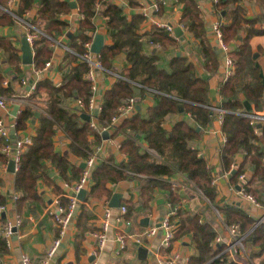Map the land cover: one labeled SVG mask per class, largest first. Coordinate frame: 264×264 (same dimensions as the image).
I'll return each mask as SVG.
<instances>
[{
	"label": "trees",
	"instance_id": "obj_1",
	"mask_svg": "<svg viewBox=\"0 0 264 264\" xmlns=\"http://www.w3.org/2000/svg\"><path fill=\"white\" fill-rule=\"evenodd\" d=\"M182 4L180 22L192 37V43L201 57V67L210 75L217 72L219 53L210 42L207 30L199 8V0H178ZM239 0H219L216 4L218 16L221 21L220 29L225 42L235 39L236 46L230 55L234 61V71L220 82L219 93L221 102L215 106L224 110L221 131L226 141L219 150L220 169L228 173L231 186L238 185V175L247 170L250 175L247 179L245 190L255 194L258 190L251 184L261 182L264 184V123L252 126L249 119L242 115L244 111L238 94L253 103L257 108L261 102L263 85L258 75V67L253 59L249 39L264 29L249 28L244 36L239 34L241 25L234 15L227 21L231 12L237 11L239 6H233ZM68 0H16L13 13L24 18V13L35 7L34 16L30 17L31 23L45 35L55 38L65 33L64 43L73 51L65 52L58 69L61 73V84L56 86L48 78L39 79L33 91L27 96L33 100L34 105L25 104L14 118V130L24 129L29 120L35 118L38 112V126L31 136V143L22 151L18 169L14 175V187L21 195L16 199L14 207L17 211L25 202L38 199L36 189L37 179L42 178L45 183L52 186L54 192L61 193L60 187L50 176L49 168L54 169L59 177L67 182L79 179L82 168L78 163H71L67 157L54 151L53 136L56 131L62 130L69 138V150L80 160L86 159L93 151V145L98 144L101 136L94 133L89 123L80 117L79 113L67 107L66 100L71 97H81L87 100L90 96V82L84 78L88 69L86 62L79 56L85 53V42H91L95 35L94 18L100 17L104 21L108 39L101 51L96 54L102 66L119 75L105 90L99 119L108 121L117 112V108L126 99L134 97L136 102L141 101L145 94L154 97V104L147 107L144 114L136 112L130 117L123 118L113 131L123 133L124 137L119 142V149L126 158L114 165L111 159L95 163L90 170L92 184L84 201L78 204V212L74 220L77 228L74 244L77 246L83 240L86 231L91 230L90 219L93 217L91 210L86 206L92 198H110L111 192L107 188L109 177L123 179L135 176L140 180V196L136 203L122 201L126 205L125 220H131L136 205H142L145 210L150 209L149 202L153 199V188L163 176L174 172H181L192 182L194 188L200 189L220 213L224 222H238L241 228L248 232L245 245H260L259 253L264 250V222L254 226L255 220L246 208L241 205L213 204L215 187L212 184L211 169L207 159L196 147L201 138L202 129L213 122L216 112L211 108L214 104L210 91L208 78L199 75L195 63L188 55L176 49L175 35L152 27L149 31L139 32L143 20L140 12L131 15L124 11V6L114 0H75L76 8L80 15L78 25L74 31H68L70 23L60 17L68 14L72 6ZM128 6L136 7L138 3L127 0ZM224 11V14L222 12ZM222 16V17H221ZM244 20V19H243ZM245 21V20H244ZM246 22H251L247 20ZM17 23L8 11V0H0V26ZM41 37L33 45V69H40L52 56L50 38ZM190 52L191 48L188 47ZM19 49L15 47L12 39L0 35V62L12 66L18 75L16 81L19 91L25 90L20 79L31 78L29 69L19 67ZM123 53L127 67L115 69L114 59ZM0 64V95L16 94L10 86H4V68ZM251 77V81L245 78ZM15 103V102H14ZM190 112L193 121L190 123L184 116ZM171 121L170 129L163 124ZM197 127H200L197 130ZM255 130L260 131L258 135ZM94 137V141L89 139ZM262 140V145L256 141ZM142 141L145 142L143 146ZM5 142L0 138V162L7 160V155L2 147ZM153 149L156 154L147 150ZM245 151L243 160L239 165L231 168L234 155ZM49 162L50 165L46 164ZM231 168V169H230ZM0 179V185H2ZM192 197H196L192 194ZM5 197L0 192V204L5 203ZM176 197L170 200L173 205ZM62 206H67L68 199L60 197ZM204 210L208 209L203 206ZM202 211V210H201ZM180 226L175 237L189 234L194 251L188 258L187 264H207L223 247L213 249L211 242L215 236V229L208 219L201 221L200 208L190 212L178 211ZM6 244L0 236V255L5 251ZM248 253L251 257L252 252ZM254 255V254H253ZM55 258V257H54ZM243 258V257H242ZM238 259V260H237ZM240 255L231 259L223 253L213 259L209 264H241ZM257 264H264V260Z\"/></svg>",
	"mask_w": 264,
	"mask_h": 264
},
{
	"label": "crops",
	"instance_id": "obj_2",
	"mask_svg": "<svg viewBox=\"0 0 264 264\" xmlns=\"http://www.w3.org/2000/svg\"><path fill=\"white\" fill-rule=\"evenodd\" d=\"M72 1V0H68ZM117 3H120L124 6V11L131 15L135 12H140V8L146 4L147 0H134L138 3L136 7H131L126 4L127 0H114ZM239 6L237 11H233L230 13L229 18L227 21H230L234 15L237 16V20L242 26L239 34L244 36L246 31L249 28L255 29H264V0H239L235 2L233 6ZM76 8V7H75ZM72 8L71 11L66 14L63 18L64 20L70 23V26L77 27L78 23H76V19H74L75 11ZM199 8L201 11V16L204 20V24L207 30V36L210 39V42L216 46V36L212 32V26L216 21H225L224 19L220 18L217 13L212 10V7L208 0H199ZM165 10V11H164ZM160 16L163 17L166 21H170L171 23H178L181 17V9L179 6L169 5L164 9ZM36 8L33 7L29 10L30 17L34 16ZM141 13V12H140ZM224 14V11L222 12ZM222 17V16H221ZM245 21H244V20ZM247 20L254 21L246 22ZM95 23V33H102L104 35V42L107 43L110 40L108 39L105 31L104 21L96 16L94 18ZM151 28L145 22L141 21L138 31L139 32H146L149 31ZM0 35L8 37L12 39L13 44L15 47L19 49V57L20 63L19 67L23 68L24 64L21 62V26L17 23L11 25L0 26ZM183 40L176 39L177 45L176 49L178 52L182 54H186L189 58L195 63L197 71L200 76L203 78H208L209 83V91L211 95V99L213 101L212 107L215 108V103L221 102L222 97L219 93V85L220 82L224 80L225 75V66L224 60L222 55L219 53V62L220 65L218 66L217 72L215 74L210 75L207 71H205L201 67V57L198 54L197 50L192 43V37L184 33ZM230 46H236L235 39L229 41ZM249 45L251 48L254 59L255 65L258 67V75L260 77V81L263 85V92L261 96V102L259 107H255L253 103L249 102L244 98L242 93L238 94V98L242 102L244 111H251L254 109L264 111V31L253 34L249 39ZM191 48L192 51L188 49ZM218 49V48H217ZM216 49V50H217ZM52 56L51 66L42 73H40L39 79L48 78L52 81V83L56 86L57 84H61V75L58 69V66L61 64L65 51H63L59 47L52 48ZM1 65L2 61L0 62ZM114 65L116 70H120L128 66L125 55L123 53L119 54L114 59ZM4 68V75L5 79L3 81L4 86H10L13 90L16 91V94H11L8 96L0 95L5 99L8 105V112H5L3 109L0 108V117H4L8 123L14 122L15 116L11 114L12 109L15 105H18L19 111L23 108L25 104L34 105L35 103L33 100H29L26 96L27 84L23 85L26 86L25 90L20 92L19 91V84L15 80L18 73L16 70L10 65H3ZM32 71L31 76H33L32 65L28 68ZM114 77L107 73V72H99L97 75V83H98V92L102 94V99L104 96L105 90H107L112 82L114 81ZM21 80V79H20ZM245 80L251 81V77L247 76ZM31 81V78L28 79V82ZM17 97L20 100H28V103L25 102H15L11 101L10 98ZM103 101V100H102ZM155 100L151 94H145L144 98L136 102V112H140L144 114L146 112L147 107H150L154 104ZM138 106V108H137ZM36 107V106H35ZM185 117V116H184ZM190 123L193 119H187ZM167 129L171 128V121L167 120L163 124ZM38 126V119L35 116L34 119L29 120L27 123L26 128L15 131V136L17 137H25L31 136L34 134L35 128ZM220 125L216 122V117L214 118L213 122L210 123L208 126L202 129L201 138L197 142V148L199 152L207 159L208 165L211 169L212 175V184L215 187V195H214V202L213 204H217L218 206H224L225 204H235L241 205L242 207L246 208L249 212L250 216L255 220H259L261 218L264 219V184L261 182H256L251 184V187L258 190V194L261 197H257L263 204L260 207H256L253 205H247L245 203L240 194L239 190L236 186H231L229 183V178L226 173H223L220 169V162H219V150H220ZM111 132L109 134V140L103 139L98 143L103 142L102 149L98 154L97 162L101 160H108L111 159L114 165L119 164L123 159L126 158L125 154L122 153L118 147V144L122 139L123 135L121 133H116L115 136L112 137ZM260 134V131L257 132ZM91 141H94L93 136H89ZM263 141L258 140L256 141L257 145H262ZM69 140L63 134V131L58 130L56 131L55 135L53 136V145L54 151L59 152L67 157V159L71 163H78L81 164L83 162L80 160L76 155L71 153L69 150ZM143 146H145V142L142 141ZM95 145V144H94ZM243 160V155L237 153L234 155V162L235 165H239ZM96 162V163H97ZM264 163V158H263ZM46 164L50 165L49 162ZM8 158L5 162H0V179L2 180V185H0V192L5 197V210L0 213V225L6 219L12 218L16 213L19 214L22 218V225L15 230V233L11 237V246L6 247L4 253L0 255V264H20V256L22 254H27L30 257L31 264H41V261L44 259L46 255V251L48 247L51 245L53 239L57 235V226L52 217L47 212V207L53 203V200L59 199L60 197H66L69 194L70 186L73 181L70 182L62 180L57 172L49 168L50 176H52L53 181L60 187L61 193L54 192L51 185L45 183L42 178L37 179L36 182V189L38 194V199L30 200L24 203V205L20 208L19 211L16 210L14 207L15 199L13 196L18 193L19 191L15 190L14 187V175L15 171L11 172L8 170ZM247 179L250 173L246 170ZM177 178V174L174 173L169 176H163L159 178V183L153 188V199L149 202L150 209L145 210L142 205H136L134 214L129 224L126 226L120 222L112 220L110 230L108 232V240L106 245L102 249H98L96 246V240L90 234L91 231L95 230L98 227L99 219L103 214L104 210V202L110 201L111 196L114 193L121 194L120 205H123L122 201L136 203L140 196L139 186L140 180L139 178L132 176L123 179H116L114 177H109L107 180V188L110 190L111 195L108 199L103 198H92L88 202H85L86 206L91 210L93 217L89 220L92 224V229L86 231L83 240L77 246L74 244L75 236L77 233V228L75 226V220L72 219L71 225L68 228V233L63 238L61 246L58 252L55 255L53 264L63 263V264H91L95 262L96 264H155L157 259L161 255H165L170 251H176L180 254V260L178 264H187L189 256L193 253L194 247L191 241L189 234H184L180 237L173 238V242L170 249H163L160 246L161 240V231L152 237L149 240L144 241L142 245H136L133 241V238H127V244L123 250L119 253H116V241L115 235L118 231H124L126 234L133 236L134 234L140 232L145 227L150 225L158 224L159 220L166 215H170L171 219L176 223L177 230L180 226V218L178 211H186L190 212L191 210V200L195 197H192V193L188 190L183 191L177 188H172L170 185V180ZM67 184V185H66ZM176 197L177 201L174 202L172 205L170 200ZM68 199V198H67ZM199 199V198H198ZM82 202V201H81ZM200 202V212H201V221L208 219L212 222L215 234L217 231H220L221 225L220 221L217 218L215 213L216 209L212 204H207L203 200L199 199ZM125 205V204H124ZM208 209L205 211L203 206L207 207ZM126 206V205H125ZM174 211L172 212V209ZM198 208V209H199ZM202 210V211H201ZM217 210V209H216ZM218 211V210H217ZM78 212V211H77ZM223 220V214L218 211ZM113 216H116V210L113 212ZM75 217V216H74ZM148 218V225H143L141 220L143 218ZM224 221V220H223ZM239 222V221H238ZM264 222V220H263ZM176 230V231H177ZM175 231V233H176ZM246 231V230H245ZM144 247L148 250V254L145 259H140L138 257V248ZM249 247V251L252 252V255L249 259L242 258L239 260L241 264H257L259 261L264 260V250L260 253V255H256L259 253L260 245H253V246H246L247 250ZM213 249H217L214 248ZM254 254V255H253ZM236 259V257H235ZM238 260V259H237Z\"/></svg>",
	"mask_w": 264,
	"mask_h": 264
},
{
	"label": "built area",
	"instance_id": "obj_3",
	"mask_svg": "<svg viewBox=\"0 0 264 264\" xmlns=\"http://www.w3.org/2000/svg\"><path fill=\"white\" fill-rule=\"evenodd\" d=\"M210 3L212 10L215 13H218V9L216 8V4L219 2V0H208ZM141 8L140 12L143 15V21H145L150 28L154 27L157 29H161L166 31L169 35H174V29L176 27H179L184 33H187L184 29L183 24L179 21L178 23L174 24L170 21H166L163 17L160 16V13L169 5L179 6L182 10V4L179 3L178 0H147ZM16 0H8V11L11 13V15L14 17L17 24L21 26V36H25L29 45L33 50V45L36 40L40 39L41 37H49L45 35L42 31H40L36 26H34L30 21V13L29 10L24 13V18L19 17L18 15L14 14L12 11L15 8ZM75 15L74 19H76V23L78 22V19L80 18V15L78 13L77 8L74 9ZM165 11V10H164ZM65 15H60V17L63 19ZM220 21L214 22L212 26V32L216 36V46L219 50V52L222 55V58L224 60V66H225V75L224 80H226L234 71V61L230 55L231 50L234 49V47L230 46V43L225 42L222 37V32L220 29ZM68 31L73 32L75 27H68ZM96 34V33H95ZM189 34V33H187ZM190 35V34H189ZM65 33L58 35L55 38H50V46L52 48L59 47L65 52H71L73 51L64 43L65 40ZM176 37V36H175ZM176 39H179L176 37ZM183 39L184 36H183ZM91 42H85L84 46L86 48L85 53L79 56V59L81 61H84L88 65V69L84 74V78L87 79L90 82V96L87 100H84L81 97H71L66 100L67 107L76 113H79L80 115L82 113H86L89 115L90 119L88 121L90 129L98 134L102 135L103 132H108L109 134L113 132L120 121L125 117H130L136 113V99L134 97H130L125 100V102L120 105L117 108V112L110 117L108 121L99 119V113L102 108V94H99L98 92V83H97V75L99 72H107L111 74L114 78L119 77L117 73L114 71H110L105 69L101 61L98 59L96 54L90 51V45ZM33 65V64H32ZM51 66V60L48 59L44 66L40 69H33V76L31 77V81L28 82V80L21 78V84L26 85L27 83L30 84V89L26 92V96L30 95V93L33 91L36 82L39 80L40 73L45 71V69L49 68ZM60 72V71H59ZM61 75V73H60ZM27 84V85H28ZM60 85V84H57ZM11 101L14 102H25L28 103V100H20L17 97L10 98ZM0 108L3 109L5 112H8V105L7 102L3 97L0 96ZM211 108L216 112V122L220 125L221 130V123L223 119V113L224 110L220 107ZM242 115L247 117L249 119V124L252 126L256 124H263L264 123V111L254 109L251 111L243 112ZM186 119H192L193 116L190 112H187L185 114ZM14 129V122L8 123L4 117H0V138H2L5 142L4 146L2 147L3 152L7 155L8 161L10 159L14 160L15 171L18 169V163L19 158L22 153V151L25 149L26 145L31 143V136H25V137H17L15 136V133L12 135L10 130ZM62 131V130H61ZM258 131L255 130V133ZM221 138H220V144L221 147L223 143L226 141L225 135L220 131ZM66 139L69 140V138L65 135ZM123 136L124 134L121 133ZM110 138L106 139L109 140ZM102 141L101 143L93 145V151L87 157L86 159H83L82 161L85 163L84 168H82L81 175L79 179L73 181V183L70 186L69 194H67L68 198V204L67 206H62L59 199L53 200V203L50 204L47 207V212L52 215L56 226H57V235L53 239L51 245L48 247L46 251V255L44 259L41 261V264H53L54 257L56 253L58 252L63 238L68 233V228L71 225L72 219L76 215L78 211V204L81 202L76 197L77 193L81 189H86L87 192L92 184V180L90 179V170L92 166L97 162L98 154L100 150L102 149L103 145ZM118 147H119V143ZM147 150L153 154H156V152L153 149L147 148ZM245 151L240 152L241 155H245ZM235 167V162L231 164V168ZM230 168V169H231ZM177 174V178L170 180V185L172 188H177L183 191H186L189 189V191L194 194L197 198L203 200L205 203L209 204L208 198L202 193L200 189L194 188L192 182L181 172H174ZM229 172H226L228 175ZM247 182V174L246 170L241 172L238 175V185L240 187L239 194L242 198V200L247 203V205H253L256 207L262 206V202L255 197L252 193L245 190ZM67 185V184H66ZM21 195L20 192L16 193L13 198L16 200ZM5 210V204H0V213H2ZM116 210V216L114 217L113 212ZM215 213L217 215L218 220L220 221L221 230L217 231L211 245L214 248H222L221 251H219L213 259L216 257H219L221 254L226 253L231 259H235L236 255H240L241 257L245 259H249V253L245 245V240L247 237L248 232L244 231L239 222H231V223H225L222 219L220 214L216 209ZM174 211V208L172 209V212ZM126 213V206L120 205L117 208H113L109 206V203L106 201L104 202V210L103 214L99 219L98 227L91 231L90 234L92 237L96 240V246L98 249H102L108 240V232L111 227L112 220L120 221L125 226L129 224L128 220L124 219V214ZM263 218L257 220L254 222V226L258 225L259 223L263 222ZM22 225V218L19 214H15L12 218L6 219L3 224L0 225V236L4 239L6 247L11 246V237L15 233V230ZM177 230L176 223L171 219L170 215H166L163 218H161L158 222V224L150 225L145 227L140 232L134 234L133 236L126 234L124 231H118L115 235V241L117 243L116 245V253H119L121 250L124 249V247L127 244V238L131 237L133 238V241L136 245H142L144 241L151 239L154 237L158 231H161V240H160V246L163 249H170L173 238L175 235V231ZM180 254L176 251H170L169 253L165 255H161L155 264H178L180 260ZM211 259L209 262L211 263L213 261ZM208 262V263H209ZM20 264H31L30 257L27 254H22L20 256ZM63 264V263H58ZM91 264H96L95 262H92Z\"/></svg>",
	"mask_w": 264,
	"mask_h": 264
},
{
	"label": "water",
	"instance_id": "obj_4",
	"mask_svg": "<svg viewBox=\"0 0 264 264\" xmlns=\"http://www.w3.org/2000/svg\"><path fill=\"white\" fill-rule=\"evenodd\" d=\"M70 4H71L72 8H75L76 7L75 0H72L70 2ZM174 35L176 37H178L180 40H183V31L179 27H176L174 29ZM20 41H21V46H20L21 62L24 64L25 69H28L30 67V65L33 64L34 53L32 52V48L29 45V43H28V41H27V39H26L25 36H22ZM104 43H105L104 42V35L102 33H96L94 35V38H93L92 43L90 45V51L93 52L94 54H98L101 51ZM217 52H219L218 49H217ZM29 89H30V84L27 85V90H29ZM137 108H138V106H137ZM18 111H19L18 105H15L13 107V109H12L11 114L14 115V116H16V114L18 113ZM35 115L37 116L38 115V112H36ZM80 117L83 120L87 121V122L90 119L89 115L86 114V113H82L80 115ZM259 126H260V124H258V127ZM199 129H200V127H197V130H199ZM10 132L13 135L15 133V130L14 129H11ZM101 137L103 139H108L109 138V133L105 131V132L102 133ZM7 166H8V170L9 171H11V172H14L15 171V169H14V166H15L14 160L10 159L8 161V165ZM84 166H85V163L84 162H81L80 167L81 168H84ZM236 188L239 190L240 189L239 185H236ZM86 196H87V190L86 189H81L77 193V195H76V197L80 201H84L85 198H86ZM120 200H121V194L120 193H114L111 196V198H110L109 206H111L113 208L119 207L120 206ZM199 206H200L199 199L197 197L193 198L191 200V207L193 208V210H197L199 208ZM141 223L143 225H148L149 224L148 223V218H146V217L143 218L141 220ZM147 254H148V250L146 248H144V247H139L138 248V257L140 259H145L146 256H147ZM209 263H207V264H209Z\"/></svg>",
	"mask_w": 264,
	"mask_h": 264
}]
</instances>
